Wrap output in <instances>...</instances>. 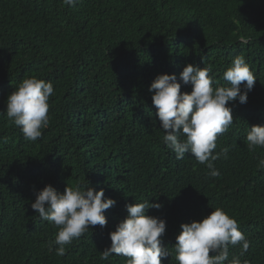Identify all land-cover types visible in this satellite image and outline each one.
<instances>
[{
    "label": "trees",
    "instance_id": "1",
    "mask_svg": "<svg viewBox=\"0 0 264 264\" xmlns=\"http://www.w3.org/2000/svg\"><path fill=\"white\" fill-rule=\"evenodd\" d=\"M243 55L257 80L247 103L229 102L233 123L219 135L218 177L192 154L176 159L163 143L152 103L158 75L180 80L188 64L211 67L213 87ZM51 82L49 125L35 142L6 115L7 98L27 78ZM264 126V0H0V264H127L113 254L110 233L126 205L149 201L147 215L165 220L162 264H178L180 225L222 208L250 242L229 257L264 264V148L249 151L247 131ZM181 140L184 136L180 137ZM116 201L96 225L55 253L58 228L31 208L47 185L63 193L88 184ZM210 255L213 253L210 252Z\"/></svg>",
    "mask_w": 264,
    "mask_h": 264
},
{
    "label": "clouds",
    "instance_id": "2",
    "mask_svg": "<svg viewBox=\"0 0 264 264\" xmlns=\"http://www.w3.org/2000/svg\"><path fill=\"white\" fill-rule=\"evenodd\" d=\"M79 0H63L64 5L75 6ZM211 67L188 64L180 73L183 84H191L190 93L181 92V83L175 74L158 75L149 87L152 103L157 109L156 116L165 133L163 143L183 159L191 153L198 163L205 164L208 175H220L214 161L223 156L227 159L229 149H216L217 138L227 132L233 123L229 102L247 103L248 93L257 80L243 55L236 56L231 66L223 73L228 86L213 87ZM54 95L51 82L30 77L24 79L7 98L6 115L10 122L21 128L24 139L35 142L42 137V129L49 125V98ZM184 136L181 140L180 137ZM249 151L264 148V126L249 127L246 136ZM258 169L264 170V159H260ZM116 201L104 198V191H95L86 185L67 186L63 193L47 185L36 194L31 208L40 220L54 224L59 230L54 241L58 256L66 254L65 245L79 239L90 227L107 224L105 210ZM160 204L149 201L126 205L127 217L118 223L110 235L111 246L102 251L101 259L107 260L113 254L127 258V264H162V258L170 255L162 246V236L166 230L163 219L147 215L150 208L159 209ZM176 237V257L178 264H225L229 257V246H240L241 255L250 247L246 235L239 230L238 222L222 208L214 209L200 221L183 223ZM210 252L213 255H210ZM229 264H242L238 256H233ZM243 264H247L244 261Z\"/></svg>",
    "mask_w": 264,
    "mask_h": 264
}]
</instances>
